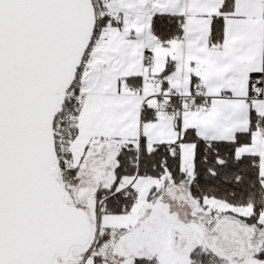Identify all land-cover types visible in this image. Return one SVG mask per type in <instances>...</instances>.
I'll list each match as a JSON object with an SVG mask.
<instances>
[{
	"label": "snow or ice",
	"instance_id": "6c2138e0",
	"mask_svg": "<svg viewBox=\"0 0 264 264\" xmlns=\"http://www.w3.org/2000/svg\"><path fill=\"white\" fill-rule=\"evenodd\" d=\"M0 264H264V0H0Z\"/></svg>",
	"mask_w": 264,
	"mask_h": 264
}]
</instances>
